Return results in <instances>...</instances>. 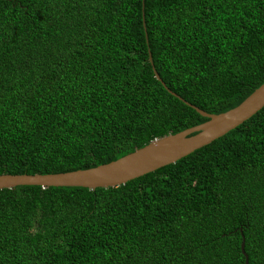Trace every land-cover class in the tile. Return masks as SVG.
<instances>
[{"label": "trees", "instance_id": "1", "mask_svg": "<svg viewBox=\"0 0 264 264\" xmlns=\"http://www.w3.org/2000/svg\"><path fill=\"white\" fill-rule=\"evenodd\" d=\"M263 82L264 0H0V175L109 163ZM241 236L264 264V106L117 187L0 190V264H244Z\"/></svg>", "mask_w": 264, "mask_h": 264}, {"label": "water", "instance_id": "2", "mask_svg": "<svg viewBox=\"0 0 264 264\" xmlns=\"http://www.w3.org/2000/svg\"><path fill=\"white\" fill-rule=\"evenodd\" d=\"M148 60L151 61L150 56H148ZM153 74L155 79L164 86L154 71ZM169 93L171 92L169 91ZM171 95L181 100L175 94L171 93ZM182 102L186 104L184 101ZM186 105L207 120L178 133L153 139L131 153L93 168L46 175L1 174L0 190L18 186H36L40 188L81 187L93 190L123 185L130 180L173 164L191 152L208 145L250 118L264 106V82L237 106L220 114H207L192 105ZM243 245L244 239L241 236L240 253L243 256L244 264H248Z\"/></svg>", "mask_w": 264, "mask_h": 264}]
</instances>
